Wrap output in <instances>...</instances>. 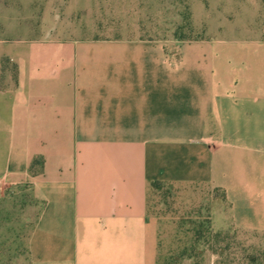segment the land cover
<instances>
[{"label":"crops","instance_id":"0c3cea01","mask_svg":"<svg viewBox=\"0 0 264 264\" xmlns=\"http://www.w3.org/2000/svg\"><path fill=\"white\" fill-rule=\"evenodd\" d=\"M194 4L254 6L260 30L0 39V183L42 203L30 264H158V182L219 188L218 227L264 233V0Z\"/></svg>","mask_w":264,"mask_h":264},{"label":"rangeland","instance_id":"374dc122","mask_svg":"<svg viewBox=\"0 0 264 264\" xmlns=\"http://www.w3.org/2000/svg\"><path fill=\"white\" fill-rule=\"evenodd\" d=\"M195 1L0 0V39L185 36V42H192L260 30L261 21L251 20L258 13L254 6H243L242 12L216 10L211 20L203 21L194 17ZM203 1L210 10L217 8L218 0ZM221 199L222 193L204 185L151 186L150 213L160 227L161 264H264V233L232 225L219 228L214 221ZM41 208L30 186L1 191L0 264H30L29 239Z\"/></svg>","mask_w":264,"mask_h":264},{"label":"trees","instance_id":"16d2710c","mask_svg":"<svg viewBox=\"0 0 264 264\" xmlns=\"http://www.w3.org/2000/svg\"><path fill=\"white\" fill-rule=\"evenodd\" d=\"M176 37H179V36H176ZM181 39H187V38L185 36H182ZM6 69H9L10 71H12L14 74V78L17 79V66L8 57H4L3 62H2V71H5ZM38 161L39 159L36 158L33 164L35 165ZM215 190L222 193V195L226 198L225 193L222 190H220L219 188H216ZM207 223H208V227L210 228L209 220L207 221ZM210 231H212V229H210ZM217 234L219 235L220 233L217 232ZM160 262H161V257H159L158 264H161Z\"/></svg>","mask_w":264,"mask_h":264},{"label":"built area","instance_id":"2783aa9c","mask_svg":"<svg viewBox=\"0 0 264 264\" xmlns=\"http://www.w3.org/2000/svg\"><path fill=\"white\" fill-rule=\"evenodd\" d=\"M3 190H4L3 185L0 183V192Z\"/></svg>","mask_w":264,"mask_h":264}]
</instances>
